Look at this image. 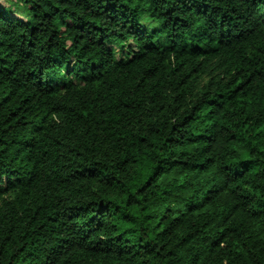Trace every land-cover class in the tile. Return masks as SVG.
Here are the masks:
<instances>
[{"label":"trees","instance_id":"16d2710c","mask_svg":"<svg viewBox=\"0 0 264 264\" xmlns=\"http://www.w3.org/2000/svg\"><path fill=\"white\" fill-rule=\"evenodd\" d=\"M0 264H264V0H2Z\"/></svg>","mask_w":264,"mask_h":264},{"label":"rangeland","instance_id":"374dc122","mask_svg":"<svg viewBox=\"0 0 264 264\" xmlns=\"http://www.w3.org/2000/svg\"><path fill=\"white\" fill-rule=\"evenodd\" d=\"M0 2H1V3H3V4L5 3V2H4V1H2V0H0Z\"/></svg>","mask_w":264,"mask_h":264}]
</instances>
